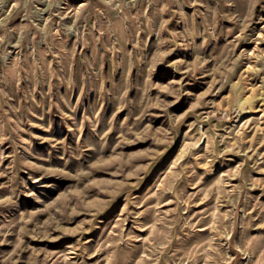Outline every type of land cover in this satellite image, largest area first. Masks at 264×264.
I'll use <instances>...</instances> for the list:
<instances>
[{
  "label": "rangeland",
  "instance_id": "1",
  "mask_svg": "<svg viewBox=\"0 0 264 264\" xmlns=\"http://www.w3.org/2000/svg\"><path fill=\"white\" fill-rule=\"evenodd\" d=\"M0 264H264V0H0Z\"/></svg>",
  "mask_w": 264,
  "mask_h": 264
}]
</instances>
